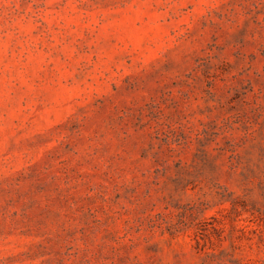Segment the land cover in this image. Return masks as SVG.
<instances>
[{
    "label": "rangeland",
    "instance_id": "obj_1",
    "mask_svg": "<svg viewBox=\"0 0 264 264\" xmlns=\"http://www.w3.org/2000/svg\"><path fill=\"white\" fill-rule=\"evenodd\" d=\"M0 264H264V0H0Z\"/></svg>",
    "mask_w": 264,
    "mask_h": 264
}]
</instances>
